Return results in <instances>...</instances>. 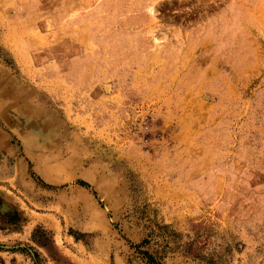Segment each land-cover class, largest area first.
Segmentation results:
<instances>
[{
    "label": "rangeland",
    "instance_id": "obj_1",
    "mask_svg": "<svg viewBox=\"0 0 264 264\" xmlns=\"http://www.w3.org/2000/svg\"><path fill=\"white\" fill-rule=\"evenodd\" d=\"M0 264H264V0H0Z\"/></svg>",
    "mask_w": 264,
    "mask_h": 264
},
{
    "label": "bare ground",
    "instance_id": "obj_2",
    "mask_svg": "<svg viewBox=\"0 0 264 264\" xmlns=\"http://www.w3.org/2000/svg\"><path fill=\"white\" fill-rule=\"evenodd\" d=\"M154 10V8H152V7H149L148 8V10H147V12H148V14H149V16L151 17V18H154L155 17V14H156V12H155V10ZM157 37H155V35L154 36H152V41H153V43H154V45H155V47H158V46H160L161 45V42H160V40H158V39H156ZM212 42V41H211ZM202 47V46H201ZM205 48V47H204ZM253 49V48H252ZM204 50V49H203ZM208 50V49H207ZM256 51V50H255ZM251 55V54H250ZM214 60H215V62H216V57H214ZM212 62V61H211ZM212 64H214V63H212ZM201 65V64H200ZM215 65V64H214ZM212 66V65H211ZM243 67V66H242ZM206 71H207V69H206ZM236 73V72H235ZM204 78V77H203ZM192 82V81H191ZM226 83V82H225Z\"/></svg>",
    "mask_w": 264,
    "mask_h": 264
}]
</instances>
